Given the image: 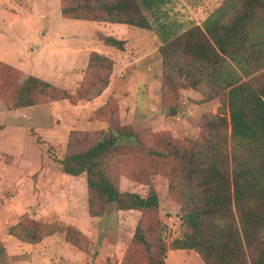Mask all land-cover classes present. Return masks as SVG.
<instances>
[{
    "label": "rangeland",
    "instance_id": "1",
    "mask_svg": "<svg viewBox=\"0 0 264 264\" xmlns=\"http://www.w3.org/2000/svg\"><path fill=\"white\" fill-rule=\"evenodd\" d=\"M236 1L167 0L153 14L141 7L150 24L142 30L63 19L59 0H0V76L8 82L0 89V264H149L160 245L163 264H204L195 251L176 257L168 247L182 235L186 195L198 193L179 180L186 154L210 140L212 117L225 123L231 167L227 95L207 84L182 87L184 77L167 72L157 49ZM104 36L123 40V50L104 46ZM90 51L112 60L107 77L104 69L82 76ZM27 76L51 88L32 107L8 108ZM112 133L134 136L99 157L104 174L120 193L144 197L151 187L155 212L96 201L92 217L84 174L60 171L59 159ZM136 226L148 248L132 239Z\"/></svg>",
    "mask_w": 264,
    "mask_h": 264
},
{
    "label": "trees",
    "instance_id": "2",
    "mask_svg": "<svg viewBox=\"0 0 264 264\" xmlns=\"http://www.w3.org/2000/svg\"><path fill=\"white\" fill-rule=\"evenodd\" d=\"M166 2L59 0V15L66 20L150 30L141 7L153 14ZM224 14L207 17L204 27L194 26L157 49L167 72L184 77L182 87L196 89L207 84L216 92L226 93L231 139L230 168L227 140L221 131L225 123L216 117L208 121L211 135L207 144L186 154L179 180L182 186L193 185L198 193L186 195L182 235L173 239L168 248L195 251L204 264H264V0H237L230 12ZM102 40L104 46L123 50V40L111 36ZM111 63L108 56L91 51L82 76L86 79L104 69L107 77ZM105 85L106 79L101 88ZM4 86L8 82L0 76V89ZM50 88L46 81L27 76L13 87L12 101L7 106L32 107ZM0 100L4 101L1 95ZM219 127L222 128L217 130ZM133 136L112 133L85 152L57 161L64 174H84L90 216L94 217L91 207L96 201L114 204L124 212L156 211L158 200L151 187L144 197L120 193L101 168L99 157L118 145L131 143ZM146 155L163 157L155 150H148ZM67 231L68 228L66 235ZM132 239L143 247L150 246L139 233V226L135 227ZM158 250L149 264H163L166 249L160 245Z\"/></svg>",
    "mask_w": 264,
    "mask_h": 264
},
{
    "label": "crops",
    "instance_id": "3",
    "mask_svg": "<svg viewBox=\"0 0 264 264\" xmlns=\"http://www.w3.org/2000/svg\"><path fill=\"white\" fill-rule=\"evenodd\" d=\"M121 25V24H120ZM91 52V51H90ZM93 52H97V51H93ZM106 51H104L105 53ZM97 53H100V52H97ZM89 54V52L87 53V55ZM3 63V62H2ZM5 64V63H4ZM12 67V66H11ZM14 68V67H13ZM16 69V68H15ZM18 70V69H17ZM37 78V77H36ZM169 253L172 255V256H176V257H182V255H184V250H172V251H169ZM76 255V254H75ZM76 256H79V255H76ZM181 261H176V263L174 264H180Z\"/></svg>",
    "mask_w": 264,
    "mask_h": 264
}]
</instances>
